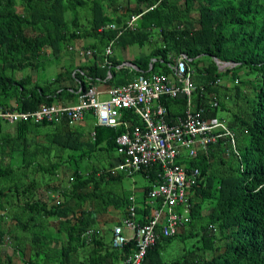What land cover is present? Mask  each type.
Wrapping results in <instances>:
<instances>
[{
  "label": "trees",
  "instance_id": "16d2710c",
  "mask_svg": "<svg viewBox=\"0 0 264 264\" xmlns=\"http://www.w3.org/2000/svg\"><path fill=\"white\" fill-rule=\"evenodd\" d=\"M138 15L134 31L116 36L129 17ZM108 24L117 30L97 31ZM80 39L85 40L80 56H89L74 65V43ZM112 40V47L147 44L149 51L130 61L133 68L117 69L121 62L112 56L107 57L109 64L103 63V50ZM66 53L73 56L66 69L61 67L50 79L32 78V71L39 73ZM182 56L195 86L191 108L201 107L204 118L217 119L225 101L234 105L246 95L251 107H239L234 113L228 108L230 119H217L225 120L232 132L234 151L226 138L193 159L176 160L185 170L197 169L198 175L186 195V206L171 209L179 217L174 233L159 236L140 264H264V0H0L3 108L27 111L60 100L75 104L96 80L115 87L138 75H167ZM214 60L231 66L219 70ZM158 102L169 121L183 117L185 96H164ZM120 113L129 128L142 126L132 110ZM76 125L65 120L0 121V248L14 244L13 251L26 257L28 264H120L135 252L132 241L112 247L111 229L101 232L96 226L108 208L120 213L130 206L126 190L114 192L117 183L120 191L124 176L112 173L110 162L120 159L115 139L125 129L93 126V136L86 137ZM39 128L48 131L40 134ZM95 155L104 160L89 168L83 165ZM60 170L71 172L64 188ZM138 173L148 185H157V166ZM149 189L142 188L141 205H134L140 224L161 204L160 198L145 203ZM54 192L57 197L50 198ZM14 201L17 210L2 216ZM4 218L15 222L13 228L29 233L28 244L21 243L24 238L14 235L10 224L2 228ZM87 229L93 235L85 241L81 234ZM176 238L183 246L189 238L195 240L190 248L183 247L180 257L166 261L161 251Z\"/></svg>",
  "mask_w": 264,
  "mask_h": 264
},
{
  "label": "built area",
  "instance_id": "2783aa9c",
  "mask_svg": "<svg viewBox=\"0 0 264 264\" xmlns=\"http://www.w3.org/2000/svg\"><path fill=\"white\" fill-rule=\"evenodd\" d=\"M137 17L131 16L121 30H133ZM115 29L114 25L108 24L97 31ZM112 44L113 40L109 41L103 50L104 64H109L107 57L111 55ZM183 59V56L177 58L174 65L170 66L173 81L167 75L151 73L148 76L138 75L126 84L109 87L105 91H97L90 86L71 105L41 104L27 111L0 106V121L9 124L59 123L65 120L73 126L81 122L85 114H89L95 126H122L125 131L115 139L120 160L112 173L119 172L127 178L144 168L153 165L158 167V183L147 191L145 203L160 198L159 208L146 222L140 224L135 219L134 203L130 198L125 217L111 230L112 247L120 248L128 241L134 244L135 252L120 264H140L146 250L159 236L169 237L174 233L179 217L171 209L176 205L186 206V195L198 175L197 169L185 170L177 164L178 158L193 159L199 151H205L209 145L226 138L234 151L233 134L225 124L221 120L204 118L201 107L191 108L190 97L195 92V86ZM178 95L185 96L186 110L183 117L169 121L165 108L158 102L159 98H176ZM211 103L213 106L216 104ZM122 109L132 110L141 120L142 126L129 128L128 122L121 119ZM92 235L93 230L89 229L81 234V238L88 241Z\"/></svg>",
  "mask_w": 264,
  "mask_h": 264
},
{
  "label": "rangeland",
  "instance_id": "374dc122",
  "mask_svg": "<svg viewBox=\"0 0 264 264\" xmlns=\"http://www.w3.org/2000/svg\"><path fill=\"white\" fill-rule=\"evenodd\" d=\"M84 42H85L84 39H80V40H78V41H76L74 43V47L79 48V47H81L84 44ZM148 51H149V45H147V44L143 45L142 47H139V46H136V45L128 46L127 48H125V50H123V52L125 53V57L127 59H129V58H135V57H138V56H142V55L148 53ZM87 55L88 54H86L85 56H87ZM71 56L72 55L66 53L65 55L63 54L62 56H59L58 58L53 59L52 61H49V66H47V67L44 66V69L41 70L39 73L36 72V71H32L31 72L32 78L33 79L34 78L36 79L37 76H38L37 79L39 78L40 80H42L43 78H45V79L52 78L53 75L56 73V71L60 70L61 67L64 70V69H66L67 65L70 64V62H73V60H71V58L73 56L72 57ZM110 56H113L115 59H117L120 62L123 61L122 50L119 47H117V46H115V47L112 48V51H111V55ZM79 57H82V56H79ZM167 76H168V78H169L170 81H173V77L170 74H167ZM224 81L225 80H223V82ZM224 84L225 85L226 84L229 85V83H227L226 81L224 82ZM56 103H57V101L56 102L54 101L52 104H56ZM12 104L14 105L13 102H12ZM232 104H233V101H225L224 102V106H222V109L221 110H218L217 119L224 118L225 120H227V119L229 120L230 117L228 115V113H229V109L228 108H231V112L232 113H234L237 110H239V107L241 108V107L246 106L249 109L251 107L250 106V104H251V97L249 95H246V97H243V98L239 99L236 102V104H234V105H232ZM229 105H232V106L231 107H228ZM13 109H15V108H13ZM15 110H17V109H15ZM224 123L226 124V122H224ZM46 131H48V128H39L38 129V133H40V134H42V133H44ZM41 143H43V142H41ZM90 161L91 162L85 161L83 165L86 164L87 167L89 168L91 165H94L95 164V161H92V160H90ZM73 168H74V165H73V163H71L69 165V167H68V170L72 171ZM68 170H67V174L70 173ZM60 177H62L61 178V182H60L61 188H62L63 185H67V183H66V180L67 179L64 180V178L66 177L65 171H64V173H61V176ZM214 177H217V176L214 175ZM133 182H134V185L136 187L135 192H137V193H140L139 190L142 188V186H145L146 185V181L143 179V177L141 176V174L138 173V172L135 173L131 177L124 178L123 181H122V183H121V185H122L123 188L125 187L127 189V188H129V186H133ZM111 185H112V183H111ZM115 187H117V185ZM114 190L115 189L112 188V191H114ZM131 191H133V190H131ZM131 191H129V192H131ZM40 195L41 194L39 193V195H37V196L38 197H44L43 194L41 196ZM53 195L50 193L49 194L50 198H53L54 197ZM140 196L141 195H139V198H140ZM139 198L136 197L137 200ZM53 199H55V198H53ZM12 203H13L12 204L13 206L10 207V208L7 207L6 213L7 212H11L12 209L14 211L17 210V208H16L17 203L15 201L12 202ZM106 226L109 227L110 224L107 223ZM87 230H89V229H87ZM102 235H103V238H104L105 241H108L109 240V234L108 233L105 232V233H102ZM194 240H195L194 238H192V239L189 238L188 240L185 241V244L183 246V243L178 238H176L169 245H167V246H165L163 248V250L161 251L162 258L164 260H166V261L167 260L169 261V260H172V259H175V258L180 257L181 254H182V250L184 249L183 247L190 248V246L193 244Z\"/></svg>",
  "mask_w": 264,
  "mask_h": 264
},
{
  "label": "crops",
  "instance_id": "0c3cea01",
  "mask_svg": "<svg viewBox=\"0 0 264 264\" xmlns=\"http://www.w3.org/2000/svg\"><path fill=\"white\" fill-rule=\"evenodd\" d=\"M113 48V47H112ZM112 48H111V51H112ZM127 48V47H126ZM77 49V50H76ZM121 50H122V57H123V61L121 62V64L120 65H116L115 67L118 69V68H120V67H130V68H133L132 66H128V63H130V61L133 59V58H129V59H127L126 57H125V53L123 52V50H125V48L123 49V48H120ZM74 62H73V64L74 65H77V64H79V63H81L82 61H84V60H86L87 58H88V56H86V57H79L80 55H81V47H79V48H77V47H74ZM113 57V56H112ZM139 57V56H138ZM104 59V58H103ZM117 59H115L114 57H113V61H116ZM174 65V64H173ZM172 65V66H173ZM107 77H109V76H107ZM92 87H94L97 91H105V89L106 88H109V87H111V86H109V85H107L105 82H103V81H98V80H96V82L95 83H93L92 85H91ZM104 95H102L101 97H103ZM56 104H61V105H71V104H73V103H67V100H65V101H62V100H60V101H57V103ZM168 120V119H167ZM171 120H173V119H171ZM93 126H95L94 125V119H93V117H90L89 116V114H85L84 116H83V119H82V121L81 122H79L76 126H75V128L76 129H78L79 131H81V132H83V135H85L86 137H92L93 136ZM118 156V155H117ZM91 160L92 161H95V164L94 165H99L100 163H101V161H103L104 160V158L103 157H101L100 155H95V156H93L92 158H91ZM118 160H120V159H118V158H112L111 159V163L113 164V166L112 167H114L117 163H118ZM85 162V161H84ZM83 162V163H84ZM87 162H91L90 160H88ZM86 165V164H85ZM70 172V171H69ZM61 173H64L63 171H59V173H58V177L61 179L62 177H60L61 176ZM66 173V177L64 178V180L65 179H67L68 180V176H69V174L71 173H68L67 174V171L65 172ZM141 174V173H140ZM141 176L143 177V179L146 181V185L145 186H149V188H151L152 186H154L152 183L151 184H147V180H146V178H145V176H143L142 174H141ZM124 178H126V177H123L121 180L123 181V179ZM67 180H66V183H67ZM122 181H121V183H122ZM67 185H63V188L64 187H66ZM121 188H120V191L118 190V183H117V187H116V190L114 191L115 193H116V195H117V193L118 192H121V189L122 190H126L127 192H128V201H129V203H130V198H132V201H133V203H134V205L136 204V207H140V205H141V202H142V188L144 187V186H142V188L139 190V192L140 193H137V192H135V189H136V187H135V185H134V182H133V186H129V188H123L122 187V185L120 184L119 185ZM60 188H61V184H60ZM131 190H133V191H131ZM129 191H131V192H129ZM50 194V193H49ZM54 197H57V195H55V192L54 193H51ZM139 195H141L140 196V198H139ZM53 197V198H54ZM136 197L137 198H139L138 200L136 199ZM128 203V204H129ZM128 204L126 205V206H128ZM127 208V207H126ZM125 208V209H126ZM208 212V210H206L205 208L203 209V211H202V214H206ZM6 214V212H2V216L3 215H5ZM125 215H126V210H122L120 213L117 211V210H113V209H111V208H108L107 209V211H106V213H102L101 214V216H100V219H99V217H98V222H97V224H96V226H97V228L98 229H100V231L102 232V231H104V230H107V229H111L112 230V228L115 226V222L116 221H118L119 223H120V221L125 217ZM5 219V222H2L1 223V226H2V228L3 229H5L6 227H7V225L8 224H10L11 225V228L13 229V234L14 235H16L17 237H19V238H24L22 241H21V243H23V244H28L29 243V239H30V237H29V233H23V232H21V231H19V229H17L16 227L15 228H13V225H15V222L14 221H12L11 219L9 220L8 218H4ZM135 219H137L136 217H135ZM49 222L50 223H53V221H51V220H49ZM110 224V226H111V223H113L114 225L110 228V226L109 227H107L106 226V224ZM54 224V223H53ZM118 225V224H117ZM4 239H7L6 237L4 238ZM19 248L21 247V246H18ZM14 244L12 245V247H8V248H0V264H28L27 263V258L25 257V258H22L21 257V253L20 252H14L13 250H14Z\"/></svg>",
  "mask_w": 264,
  "mask_h": 264
},
{
  "label": "bare ground",
  "instance_id": "6f19581e",
  "mask_svg": "<svg viewBox=\"0 0 264 264\" xmlns=\"http://www.w3.org/2000/svg\"><path fill=\"white\" fill-rule=\"evenodd\" d=\"M139 16H140V15H138V17H139ZM138 17L136 18V20L138 19ZM129 18H130V17H129ZM128 20H129V19H128ZM136 20H135V22H134L133 30H131V31H134V30H135V27H136V25H135ZM112 25H114V24H112ZM114 26H115V25H114ZM122 26H123V25H121L120 28H119L118 30H117V27L115 26V28H116L115 30H117V34H116V36L119 35V34H118V31H119V30H120V33L123 32V31H128V30H121ZM115 30H112V31H115Z\"/></svg>",
  "mask_w": 264,
  "mask_h": 264
},
{
  "label": "water",
  "instance_id": "95a60500",
  "mask_svg": "<svg viewBox=\"0 0 264 264\" xmlns=\"http://www.w3.org/2000/svg\"><path fill=\"white\" fill-rule=\"evenodd\" d=\"M214 63L217 65V67H219L220 69L224 67V65H226V63L224 64H219V62L217 60H214ZM128 66H132L130 63H128ZM133 67V66H132Z\"/></svg>",
  "mask_w": 264,
  "mask_h": 264
},
{
  "label": "clouds",
  "instance_id": "9594fccd",
  "mask_svg": "<svg viewBox=\"0 0 264 264\" xmlns=\"http://www.w3.org/2000/svg\"><path fill=\"white\" fill-rule=\"evenodd\" d=\"M220 64V63H219ZM224 64V63H223ZM216 65V64H215ZM217 66V65H216ZM227 66H231V64L230 63H226V65H224V67H227ZM223 67V68H224ZM219 70H222L223 68H219V67H217ZM173 121V120H172ZM223 123H224V120L222 121ZM9 124V123H8ZM225 124V123H224ZM225 126H226V128L228 129V127H227V125L225 124ZM229 130V129H228ZM230 150H232L231 148H230ZM115 173V172H114ZM188 195V194H187Z\"/></svg>",
  "mask_w": 264,
  "mask_h": 264
}]
</instances>
